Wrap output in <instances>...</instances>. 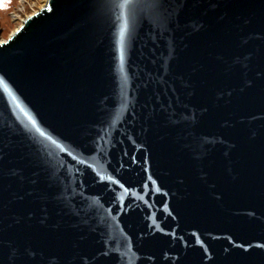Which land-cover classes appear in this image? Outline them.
<instances>
[{
    "label": "water",
    "instance_id": "obj_1",
    "mask_svg": "<svg viewBox=\"0 0 264 264\" xmlns=\"http://www.w3.org/2000/svg\"><path fill=\"white\" fill-rule=\"evenodd\" d=\"M0 264H264V0H47L0 38Z\"/></svg>",
    "mask_w": 264,
    "mask_h": 264
},
{
    "label": "rangeland",
    "instance_id": "obj_2",
    "mask_svg": "<svg viewBox=\"0 0 264 264\" xmlns=\"http://www.w3.org/2000/svg\"><path fill=\"white\" fill-rule=\"evenodd\" d=\"M46 2L47 0H0V38L9 32L20 15Z\"/></svg>",
    "mask_w": 264,
    "mask_h": 264
},
{
    "label": "snow or ice",
    "instance_id": "obj_3",
    "mask_svg": "<svg viewBox=\"0 0 264 264\" xmlns=\"http://www.w3.org/2000/svg\"><path fill=\"white\" fill-rule=\"evenodd\" d=\"M131 2V0H125V3H130Z\"/></svg>",
    "mask_w": 264,
    "mask_h": 264
}]
</instances>
